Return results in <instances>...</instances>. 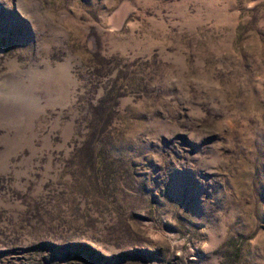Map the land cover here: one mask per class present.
<instances>
[{"label":"rangeland","instance_id":"rangeland-1","mask_svg":"<svg viewBox=\"0 0 264 264\" xmlns=\"http://www.w3.org/2000/svg\"><path fill=\"white\" fill-rule=\"evenodd\" d=\"M0 264H264V0H0Z\"/></svg>","mask_w":264,"mask_h":264}]
</instances>
